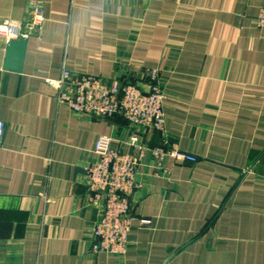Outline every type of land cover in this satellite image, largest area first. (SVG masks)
Instances as JSON below:
<instances>
[{
	"label": "crops",
	"instance_id": "obj_1",
	"mask_svg": "<svg viewBox=\"0 0 264 264\" xmlns=\"http://www.w3.org/2000/svg\"><path fill=\"white\" fill-rule=\"evenodd\" d=\"M261 8L264 0H0V23L26 35L20 72L4 70L0 36V264H264ZM62 69L141 87L157 70L163 133L73 114L47 83ZM131 134L197 160L147 153L125 256L92 254L98 211L85 168L100 136L129 153Z\"/></svg>",
	"mask_w": 264,
	"mask_h": 264
},
{
	"label": "built area",
	"instance_id": "obj_2",
	"mask_svg": "<svg viewBox=\"0 0 264 264\" xmlns=\"http://www.w3.org/2000/svg\"><path fill=\"white\" fill-rule=\"evenodd\" d=\"M31 26L39 29L44 22L41 5L31 11ZM256 28L264 33V8L255 19ZM0 36L7 42L25 38L19 23H0ZM145 86L127 82L106 84L89 75H75L62 69L59 79L48 81L56 90L55 99L73 114L87 118L120 117L136 129L163 133V114L166 94L163 91L159 72L147 74ZM4 125L0 122V148ZM131 152L125 153L112 147V139L100 136L94 146V160L85 168L86 200L98 211V219L92 232L91 253L123 259L126 254L131 228L130 198L140 188L138 168L147 153L159 160L171 155L177 161L196 162L194 155L166 150L163 147L149 148L140 141L138 134H131L128 141ZM141 221V225H148Z\"/></svg>",
	"mask_w": 264,
	"mask_h": 264
},
{
	"label": "water",
	"instance_id": "obj_3",
	"mask_svg": "<svg viewBox=\"0 0 264 264\" xmlns=\"http://www.w3.org/2000/svg\"><path fill=\"white\" fill-rule=\"evenodd\" d=\"M26 41L19 39L16 41H10L5 53L4 70L20 72Z\"/></svg>",
	"mask_w": 264,
	"mask_h": 264
},
{
	"label": "rangeland",
	"instance_id": "obj_4",
	"mask_svg": "<svg viewBox=\"0 0 264 264\" xmlns=\"http://www.w3.org/2000/svg\"><path fill=\"white\" fill-rule=\"evenodd\" d=\"M149 131H151V130H149Z\"/></svg>",
	"mask_w": 264,
	"mask_h": 264
}]
</instances>
